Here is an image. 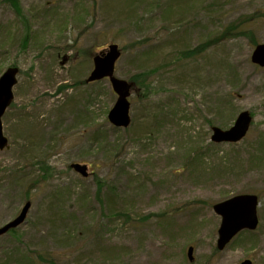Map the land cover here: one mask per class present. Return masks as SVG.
I'll return each mask as SVG.
<instances>
[{"label":"rangeland","instance_id":"1","mask_svg":"<svg viewBox=\"0 0 264 264\" xmlns=\"http://www.w3.org/2000/svg\"><path fill=\"white\" fill-rule=\"evenodd\" d=\"M17 1L32 40L23 49L26 28L0 0V77L20 69L2 118L0 228L32 205L0 237V264H264V68L251 61L264 0ZM113 43L119 78L154 73L128 129L108 121V80L75 85ZM242 111L241 142L211 141ZM239 194L259 196L260 226L218 251L213 205Z\"/></svg>","mask_w":264,"mask_h":264},{"label":"water","instance_id":"2","mask_svg":"<svg viewBox=\"0 0 264 264\" xmlns=\"http://www.w3.org/2000/svg\"><path fill=\"white\" fill-rule=\"evenodd\" d=\"M121 56L122 51L119 45L115 43L95 54L93 57L94 68L86 83L109 80L117 100L108 114V120L114 127L126 129L131 124L129 98L134 90V84L116 76V65ZM251 61L253 64L264 68V43L255 47ZM19 72L18 67H9L0 77V151L10 148L9 140L4 135L2 118L14 102V87L18 84ZM252 122L251 113L242 111L231 128L223 130L213 127L211 140L217 144L239 143L247 136ZM72 168L82 176H88L87 165L73 164ZM258 206L259 198L254 194L236 195L213 206L215 214L221 218L217 240L219 251L225 250L239 233L246 230H257L259 226ZM30 208L31 202H27L14 220L0 228V237L24 224ZM193 252L194 248L190 247L188 250L190 261H193ZM240 264H252V261L245 260Z\"/></svg>","mask_w":264,"mask_h":264},{"label":"trees","instance_id":"3","mask_svg":"<svg viewBox=\"0 0 264 264\" xmlns=\"http://www.w3.org/2000/svg\"><path fill=\"white\" fill-rule=\"evenodd\" d=\"M6 3H8L16 12V15L18 16V18L21 20V22L23 23L24 27L26 28V32L28 35H26L24 38H23V42H22V45H23V49L26 48V46H28L27 44L32 40L31 38V35L30 34V31L31 30V26L29 25V23L27 22V19L24 17L22 11H21V8L19 6V3L17 0H4ZM264 18V15L262 16ZM238 28V27H237ZM236 28V29H237ZM11 36H14V35H11ZM14 41V38L12 39ZM211 40L207 41V42H211ZM204 44V43H203ZM200 45L199 48H194L192 50H188L184 53H180L179 54V58L180 59H187L189 58L190 56H193V55H198L201 52L202 48L204 46H207L209 45L208 43H206V45ZM257 44V43H256ZM153 70H150V71H143L139 74H137L136 76L132 77L130 79L131 82L134 83L135 85V88H136V91L135 93L137 94L141 89H144L146 92H149V87H150V77L153 75ZM77 82V81H76ZM82 84H86L85 81L84 82H77L75 85L76 86H79V85H82ZM91 84H94V83H91ZM45 169V168H44Z\"/></svg>","mask_w":264,"mask_h":264}]
</instances>
